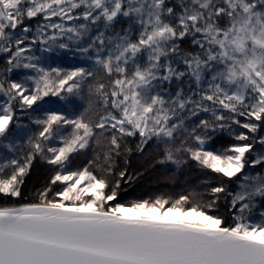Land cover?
I'll use <instances>...</instances> for the list:
<instances>
[{
	"label": "snow or ice",
	"instance_id": "snow-or-ice-1",
	"mask_svg": "<svg viewBox=\"0 0 264 264\" xmlns=\"http://www.w3.org/2000/svg\"><path fill=\"white\" fill-rule=\"evenodd\" d=\"M178 3L179 11L167 0H0V55L6 61L0 73V149L6 150L0 152V195L20 197L36 156L54 166L35 201L0 207V264H264V211L259 222L251 219L256 198L264 200V171L244 172L246 165L264 166V152L246 159L253 143L223 151L205 147L217 129L238 125L255 134L264 128V0ZM119 17L128 27L108 35ZM36 18L29 40L32 28L25 21ZM94 27L99 30L92 35ZM186 38L194 50L181 49ZM73 45L91 67L40 63L47 59L43 54L55 58ZM19 68L30 73L8 80L5 73ZM101 70L107 83L98 79ZM183 78L187 92L160 93L162 82ZM85 96L78 115L66 114ZM46 97L56 98L65 112L41 106L43 117L28 113L37 131H24L28 126L17 113ZM201 112L209 117L186 123ZM24 136L29 151L21 162L15 154ZM137 136L138 151L153 138L164 146L159 163L179 166L187 155L229 179L244 172L239 191L229 193L231 223L210 214L223 186L211 188L206 204L194 192L120 203L126 173L111 180L114 158L124 138ZM234 138L250 139L244 132ZM102 141H108L102 155L70 167L74 153ZM253 142L264 145V136Z\"/></svg>",
	"mask_w": 264,
	"mask_h": 264
},
{
	"label": "trees",
	"instance_id": "trees-1",
	"mask_svg": "<svg viewBox=\"0 0 264 264\" xmlns=\"http://www.w3.org/2000/svg\"><path fill=\"white\" fill-rule=\"evenodd\" d=\"M170 6H174L177 11H179L178 0H167ZM58 19V18H54ZM39 18L32 21H25V24L30 25L32 32L29 33V40L32 34L35 32L36 23ZM102 28V25L100 26ZM128 27V20L123 17H119L117 22H115L113 29L107 33L108 35L114 34V32H120ZM99 29L94 27L92 35H95ZM19 32L20 29L18 28ZM87 39V38H86ZM29 41H25L27 45ZM24 45H22L23 47ZM33 51L36 56H41L39 51V45H34ZM73 50L69 51L67 54L61 52L58 57H48V54H43L47 59H42L40 63L45 68L50 67H61L66 70H72L77 67H91L93 61L88 59L85 55L81 54L78 50H75V46H72ZM181 49L183 51H192L190 38H186L185 41L181 43ZM146 59V57H145ZM144 60H141L143 63ZM6 68L5 56L0 55V73ZM183 68V65H180ZM30 73V70L23 68L14 69L11 73H5L8 80H22L26 75ZM98 79L101 82L107 83V79L104 78V73L101 70ZM194 87V85H193ZM189 82L187 78L182 80H173L171 83L162 82L159 91L165 97L169 95L174 96L175 93L181 89L185 92L188 91ZM4 97L0 96V103L4 101ZM56 98L46 97L45 102H38V105H34L33 109H28L27 113L21 114L17 113L19 118V123L21 125H27V129L24 131L31 130L35 132L38 129L37 125L31 123L28 113L31 117H43V112L41 106L58 108L61 112H65V109L60 106V104L55 103ZM87 96L85 100H76L73 106L66 111L68 115H78L84 107L87 106ZM96 110H93L95 114ZM208 113L201 112L199 116L192 117L191 120L186 123H198L201 118H208ZM243 120V118H240ZM227 123V122H226ZM11 127H15L12 125ZM233 129L235 131H233ZM197 131H201L197 129ZM244 132L249 135L250 139L246 142H241L235 140V134ZM31 134V133H29ZM264 136V128L258 130L257 133H247L246 129L240 128L238 125H232L231 128L217 129L215 133L211 134V139L208 140L205 147L207 150L211 151H223L224 149L230 147L234 144L240 143H253L252 152L246 153V159H255V156L264 152V145H260L258 142L254 143V137ZM17 139V137H13ZM126 143L121 148V155L115 157L114 165V175L111 180L119 178V172L125 171L126 175L124 181L121 182V189L118 195V201L122 204H130L133 201L143 200V199H153L158 196L177 198L181 194H188L190 192L198 193L202 202L206 204L208 201L213 199L211 188L216 186L225 187L226 191L224 193L218 194V199L216 200L215 206L211 209L210 214L217 215L225 220L226 223H231V195L239 191L238 181L244 172L251 171L255 174L257 171H264V166L257 165L255 169H249L246 165L244 172L239 173L236 177L231 179L224 177L222 174L212 172L210 169L203 168L199 166L195 161L190 160L187 155H183L182 159L186 160V163H181L179 166L171 162L159 163L158 161L163 159L164 146L162 144H157L156 138L149 140L147 144L144 145L143 151L137 150V144L139 143V137H126L124 138ZM191 142V141H190ZM50 144H57V141H50ZM18 144L20 148L15 154L16 158L23 162L24 155L27 154L29 148L27 146V136L23 139H18ZM108 147V141H102L100 145L93 144L89 149L83 150L80 153H74L71 158L70 167L73 170L82 168L87 165L88 161L93 159L96 154H101ZM130 149L131 151H125L124 149ZM95 149V151H94ZM0 152H6V150L0 149ZM11 156L13 154L7 153ZM52 165H48L40 156H36L29 168L28 174L24 178V184L21 186L20 197H4L0 195V207H20L24 204L33 202L36 200L37 193L41 191L45 185L48 184L52 175H54ZM10 173V169L5 170V175ZM131 178V179H129ZM111 182V181H110ZM57 188L62 187V185L55 186ZM256 207L252 209L251 219L255 222H259L261 219L259 213L264 211V200L257 197ZM167 207V206H166ZM207 211V209H206Z\"/></svg>",
	"mask_w": 264,
	"mask_h": 264
}]
</instances>
